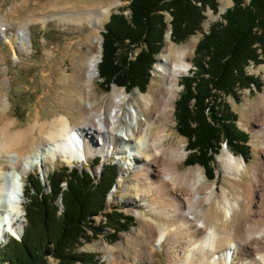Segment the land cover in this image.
<instances>
[{
    "label": "bare ground",
    "instance_id": "obj_1",
    "mask_svg": "<svg viewBox=\"0 0 264 264\" xmlns=\"http://www.w3.org/2000/svg\"><path fill=\"white\" fill-rule=\"evenodd\" d=\"M116 7L114 1L100 10L87 8L72 17L65 14L70 11L50 15L61 23L90 21L94 28L102 29L104 20ZM5 21L0 16V34L10 27L3 24ZM26 26L28 22L15 25L20 31H25ZM95 40L101 41L97 37ZM197 42L194 39L189 48H180L175 55L169 46L165 48L156 69L165 85L139 95L149 116L143 117L140 126L135 109L138 106L127 103L129 98L135 99L124 90L115 87L105 109L96 108L91 100L100 55L91 60L84 74L78 101L85 117L83 125L73 127L67 117L38 124L30 131H17L10 120L0 123V152L12 159L8 171L0 173V244L22 234L24 189L19 181L32 169L58 160L73 166L91 156H102L105 161L113 154L121 159L128 155L126 162H121L118 186L109 200L118 197L124 177L135 173L136 201L141 198L149 212L159 217L149 218L147 251L161 248L164 241L167 264H235L239 254L242 264H264V92L254 107L257 112L250 117L255 163L247 169L243 160L228 152L218 160L221 171L228 176L229 190L222 189V201H215L216 187L205 182L200 168L180 173L179 165L186 158V141L166 146L172 135L167 125L171 123L172 105L179 96L181 79L191 71ZM5 90L3 87L0 96ZM7 103L0 101V108L5 111ZM125 105L129 111L124 118ZM160 116H165L166 125L155 120ZM123 120L128 124H123ZM15 172L20 176L13 183ZM231 191L237 200L232 199ZM206 204L209 207L204 210ZM153 252H149L151 258ZM109 264H136V260L111 257Z\"/></svg>",
    "mask_w": 264,
    "mask_h": 264
},
{
    "label": "trees",
    "instance_id": "obj_2",
    "mask_svg": "<svg viewBox=\"0 0 264 264\" xmlns=\"http://www.w3.org/2000/svg\"><path fill=\"white\" fill-rule=\"evenodd\" d=\"M123 1L130 3L111 16L103 33L98 71L107 92L118 85L146 93L167 32L171 29L172 41L183 44L202 31L208 10L219 13V0ZM233 3L198 43L194 68L182 79L176 103L178 133L188 140L186 163L203 167L209 180L217 179L216 159L224 146L246 162L251 155L250 135L238 127V115L222 99L236 100L239 91L261 92L263 87L247 70L264 63V0ZM100 163L98 158L94 165ZM118 174L116 164L107 165L100 178L62 167L49 174L48 190L40 174L31 176L24 188V235L0 247V264H48L50 256L60 264H99L95 254L79 251L84 241L108 229L114 238L134 225L119 208L105 213ZM99 216L104 221L97 226Z\"/></svg>",
    "mask_w": 264,
    "mask_h": 264
},
{
    "label": "rangeland",
    "instance_id": "obj_3",
    "mask_svg": "<svg viewBox=\"0 0 264 264\" xmlns=\"http://www.w3.org/2000/svg\"><path fill=\"white\" fill-rule=\"evenodd\" d=\"M114 1L117 2V7L104 20L102 29L94 28L90 21L61 23L58 17H51L50 15V13L57 11H70V13L65 14H72L69 16L72 17L77 12L83 14L86 11L81 10H86L87 8L100 10L99 7L108 6L110 2ZM129 3V1L123 0H0V16L6 20L3 24H10L6 33L0 34V91L3 87L6 88L3 95H1L2 97L0 96V101L8 102L5 111L0 108V123L4 119L10 120L14 122L17 131H30L38 124L42 125L52 122L55 119L67 117L70 119L73 127L83 125L85 123V117L78 108V101L81 96L85 71L92 59H95L98 55L101 58L103 33L106 30L105 27L111 16L119 12V9L126 8ZM233 5V0H219V13L214 14L208 10L206 12V20L202 25V31L183 44L174 43L169 34L170 30L167 32L164 47L157 56V63L154 65L151 82L146 93H141L138 89L127 92L118 85L113 86L107 92L102 86V80L98 72V77L94 82L93 94L90 97L95 107L105 109L111 101L113 89L117 87L129 95H133L135 101L129 98L127 103L132 104L134 108L136 105L138 106V108H135L137 111V122L139 126L142 125L143 117L149 116L144 110V104H142L143 102L140 100L139 95H146L149 91L153 92L155 87L165 85L163 78L156 73L159 57L163 54L165 48L169 46L170 53L175 55L180 48H189L194 39H197L198 42L196 45H198L204 33H208L214 23L221 21V17ZM129 13V11L126 12L128 15ZM165 15L166 20L170 22L172 20L171 16L167 13ZM45 19L48 20L45 22ZM26 22H28V26L25 27V31H20L15 27L16 24ZM92 31H94L93 34ZM96 37L101 39V41L95 40ZM195 51L191 70L194 68ZM247 71L249 75L255 76L262 81V91L255 92L254 89L252 91H239V98L236 100L233 97H224L222 101L229 104L232 112L238 115V127L250 135L249 145L251 147V155L249 161L245 162L241 156L233 155L224 146L216 159L217 179L215 180H209L206 177L204 168L200 165H187L186 161L190 154L188 140L178 133L175 116L176 103L183 91L181 82L186 76L180 81L179 87L181 90L177 100L172 105L171 123L167 124L172 135L166 141V146L177 144L179 140L186 141V158L184 163L179 165L180 173H187L192 169L200 168L204 172L205 182L216 187L215 201H222V189L227 188L229 190L228 184L226 183L228 176L221 171L218 163L219 158L228 152L238 160H243L247 164V169L255 163V159L257 158L255 157L256 151L252 143L254 135L251 132L252 123L250 122V117L252 113L257 112L254 107L264 92V63L257 66L252 64L248 67ZM128 111L129 108L125 105L124 118ZM155 120L157 122L164 121L166 125L165 116L155 117ZM123 124L128 123L123 120ZM255 146L257 147L259 144L255 143ZM97 157L91 156L88 161L76 163L73 166H69L61 160H58L54 164L51 162L45 163L44 174L47 173L48 175L62 167H68L71 169L79 168L80 170L88 169L96 177H100V167L93 168L94 160ZM127 158L128 155H124L123 159H121L113 154L105 161L102 157V160L106 165L111 163L118 165V178H120L121 162L124 164ZM11 160V156L1 154L0 152V173L8 171ZM40 172V167H37L21 178L19 182L22 183L23 188L28 185L31 176L37 175ZM134 175L135 173H130L124 177L117 193L118 197L110 202L109 196L105 210V213H110L114 208H119L125 216H130L134 219V225L129 228V231L120 233L114 238L110 237L113 231L109 229L104 230L100 236L93 237L91 241H84L83 247L79 250L80 252L95 254L99 264H109L111 257L125 258L126 256L128 258H135L136 264H167V244L164 241L162 242L161 248L156 247L154 252L151 249L147 251L148 241L146 240L148 238V227L150 224L149 218L157 219L159 217L149 212L145 201H142L141 198L136 201L135 192L137 189ZM18 176L20 174L15 172L11 182L14 183V179ZM118 181L116 180V186L113 188V192L118 186ZM43 182L47 186V178ZM231 193L233 192L231 191ZM232 199L234 201L237 200L234 193L232 194ZM130 202L133 204L131 205ZM27 203L28 201L24 197L22 205L24 211ZM208 207L209 204H206L204 210ZM94 219L96 221L95 225L99 226L103 224L102 216ZM6 244H0V247ZM149 252L154 253L152 254V258L149 256ZM241 258L242 255L239 254L235 264H242V262L240 263ZM48 259V264H60L52 256Z\"/></svg>",
    "mask_w": 264,
    "mask_h": 264
},
{
    "label": "water",
    "instance_id": "obj_4",
    "mask_svg": "<svg viewBox=\"0 0 264 264\" xmlns=\"http://www.w3.org/2000/svg\"><path fill=\"white\" fill-rule=\"evenodd\" d=\"M169 33L171 34L172 32H171V30L169 31ZM196 47H197V45H196ZM196 49V48H195ZM105 168V165H102V170ZM42 172H44V169L42 168ZM58 205L63 209V205H62V200H61V198L59 199V201H58ZM25 213V212H24ZM26 214V213H25ZM26 226V218H25V225H24V227ZM23 233H24V228H23V231H22V234H21V236L19 237V238H16V239H22V237H23Z\"/></svg>",
    "mask_w": 264,
    "mask_h": 264
}]
</instances>
